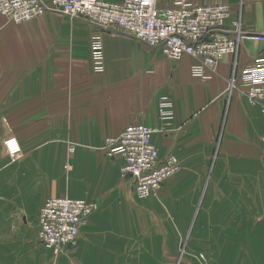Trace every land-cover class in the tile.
I'll use <instances>...</instances> for the list:
<instances>
[{
    "label": "crops",
    "instance_id": "0c3cea01",
    "mask_svg": "<svg viewBox=\"0 0 264 264\" xmlns=\"http://www.w3.org/2000/svg\"><path fill=\"white\" fill-rule=\"evenodd\" d=\"M194 2L228 4V28L244 34L204 77L193 73L199 59L174 61L118 28L55 9L24 23L0 14V264H196L200 253L211 264L248 263L247 243L264 229V168L246 167L264 159V102L230 82L264 58V0ZM95 36L104 43L100 74ZM134 123L152 128L161 158L173 153L181 164L146 197L122 177L124 159L104 149ZM8 136L23 147L16 162ZM55 196L100 206L59 253L39 242L40 210Z\"/></svg>",
    "mask_w": 264,
    "mask_h": 264
},
{
    "label": "built area",
    "instance_id": "2783aa9c",
    "mask_svg": "<svg viewBox=\"0 0 264 264\" xmlns=\"http://www.w3.org/2000/svg\"><path fill=\"white\" fill-rule=\"evenodd\" d=\"M49 9L103 29L118 28L122 34L161 48L174 61L185 54L191 55L200 60L193 68L194 75L200 77L206 75V68H215L226 55L236 53L244 36L238 27L225 28L230 8L224 3L173 0L170 6L161 8L157 0H0V14L16 23L31 21ZM91 51L95 72L103 73L106 66L101 36L93 38ZM237 81L245 86L244 93L250 102H264V58L244 68L238 77L233 76L231 84ZM170 106L171 102L164 98L162 107L166 117H169ZM152 135L151 127L134 123L120 135L107 137L104 144L109 156L124 159L121 175L132 179L134 191L140 197L155 193L181 169L173 153L160 157ZM4 147L12 162L20 160L24 154L16 136L6 137ZM75 149L74 144H69L70 153ZM71 166V162L66 163L67 169ZM99 208L97 202L83 198L49 197L38 217L40 243L57 253L65 245H76L83 226Z\"/></svg>",
    "mask_w": 264,
    "mask_h": 264
},
{
    "label": "rangeland",
    "instance_id": "374dc122",
    "mask_svg": "<svg viewBox=\"0 0 264 264\" xmlns=\"http://www.w3.org/2000/svg\"><path fill=\"white\" fill-rule=\"evenodd\" d=\"M172 1L173 0H171L170 3H168L165 7H161V8H166V7L170 6ZM261 153L264 154V143L261 146ZM246 167L247 168L248 167H250V168H259V167L264 168V159H262L261 161H256V162L246 161ZM263 191H264V189H263ZM263 195H264V192H263ZM251 247H252L251 253L253 254V256L249 258L248 263H245V260H244V264H264V229L262 230L261 233H258L255 235V241H253L251 243H249V242L247 243V248H251ZM200 256H201V260L199 262H197L196 264H201V263L211 264L209 258L204 253H200Z\"/></svg>",
    "mask_w": 264,
    "mask_h": 264
},
{
    "label": "water",
    "instance_id": "95a60500",
    "mask_svg": "<svg viewBox=\"0 0 264 264\" xmlns=\"http://www.w3.org/2000/svg\"><path fill=\"white\" fill-rule=\"evenodd\" d=\"M225 28H228L227 26H225Z\"/></svg>",
    "mask_w": 264,
    "mask_h": 264
},
{
    "label": "bare ground",
    "instance_id": "6f19581e",
    "mask_svg": "<svg viewBox=\"0 0 264 264\" xmlns=\"http://www.w3.org/2000/svg\"><path fill=\"white\" fill-rule=\"evenodd\" d=\"M231 83V82H230ZM237 86V85H236Z\"/></svg>",
    "mask_w": 264,
    "mask_h": 264
}]
</instances>
